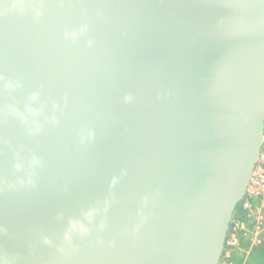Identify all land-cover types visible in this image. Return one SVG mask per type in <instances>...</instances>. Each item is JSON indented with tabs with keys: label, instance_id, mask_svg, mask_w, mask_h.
I'll list each match as a JSON object with an SVG mask.
<instances>
[{
	"label": "water",
	"instance_id": "1",
	"mask_svg": "<svg viewBox=\"0 0 264 264\" xmlns=\"http://www.w3.org/2000/svg\"><path fill=\"white\" fill-rule=\"evenodd\" d=\"M263 138L264 0H0V264H219Z\"/></svg>",
	"mask_w": 264,
	"mask_h": 264
},
{
	"label": "trees",
	"instance_id": "2",
	"mask_svg": "<svg viewBox=\"0 0 264 264\" xmlns=\"http://www.w3.org/2000/svg\"><path fill=\"white\" fill-rule=\"evenodd\" d=\"M255 203L260 204V199H254ZM237 222L244 223L247 230L241 228L236 231L237 244L226 246L229 250V260L233 264H264V229L258 234V240L253 242L251 238L252 231L256 224V219L249 214L243 206V200L236 208L233 221L231 223V231Z\"/></svg>",
	"mask_w": 264,
	"mask_h": 264
},
{
	"label": "built area",
	"instance_id": "3",
	"mask_svg": "<svg viewBox=\"0 0 264 264\" xmlns=\"http://www.w3.org/2000/svg\"><path fill=\"white\" fill-rule=\"evenodd\" d=\"M254 199H260V204L255 203ZM243 206L256 219V224L251 235L253 242H256L258 234L264 229V141L258 164L255 167L246 196L243 199ZM241 228L246 229V232H248L244 223L237 222L234 226V231H230L226 246L237 244L236 231ZM229 255V250L227 252L225 249V253L219 264H233L228 258Z\"/></svg>",
	"mask_w": 264,
	"mask_h": 264
}]
</instances>
